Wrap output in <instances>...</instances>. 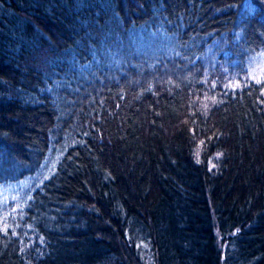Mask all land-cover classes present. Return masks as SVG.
<instances>
[{
	"label": "trees",
	"instance_id": "trees-1",
	"mask_svg": "<svg viewBox=\"0 0 264 264\" xmlns=\"http://www.w3.org/2000/svg\"><path fill=\"white\" fill-rule=\"evenodd\" d=\"M262 55L264 0H0V264H264Z\"/></svg>",
	"mask_w": 264,
	"mask_h": 264
},
{
	"label": "rangeland",
	"instance_id": "rangeland-1",
	"mask_svg": "<svg viewBox=\"0 0 264 264\" xmlns=\"http://www.w3.org/2000/svg\"><path fill=\"white\" fill-rule=\"evenodd\" d=\"M255 60H258L256 62V65L259 66V69H263L264 68V55H262L259 59L257 58ZM21 187H23V186H21ZM16 191H19V188H16V189H3L2 188V189H0V195L1 194H8V196L6 198H3L0 196V201H5L6 199L9 198L10 195H14V193Z\"/></svg>",
	"mask_w": 264,
	"mask_h": 264
},
{
	"label": "snow or ice",
	"instance_id": "snow-or-ice-1",
	"mask_svg": "<svg viewBox=\"0 0 264 264\" xmlns=\"http://www.w3.org/2000/svg\"><path fill=\"white\" fill-rule=\"evenodd\" d=\"M257 82H259V81H257Z\"/></svg>",
	"mask_w": 264,
	"mask_h": 264
}]
</instances>
